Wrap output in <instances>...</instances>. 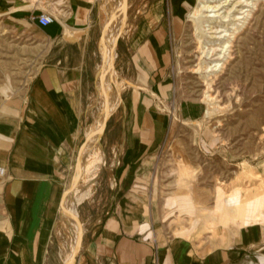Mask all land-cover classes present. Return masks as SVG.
Segmentation results:
<instances>
[{
	"label": "crops",
	"instance_id": "obj_1",
	"mask_svg": "<svg viewBox=\"0 0 264 264\" xmlns=\"http://www.w3.org/2000/svg\"><path fill=\"white\" fill-rule=\"evenodd\" d=\"M27 2L0 0V16L20 27L29 24L47 45L18 109L0 117V264H59L55 224L67 190L71 186L66 202L78 194L82 179L80 172L72 182L95 83L99 0L16 7ZM194 2L142 0L120 38L129 86L117 94L120 103L109 120L121 128L119 139L110 134L111 145L121 147L107 167L111 195L91 225L80 264H264V222L245 223L239 211L234 231L218 241L222 245L200 246L186 230L167 238L162 230L152 169L172 118L156 108V98H174L171 47ZM43 10L54 16L52 23L37 21ZM81 152L76 174L83 167Z\"/></svg>",
	"mask_w": 264,
	"mask_h": 264
},
{
	"label": "rangeland",
	"instance_id": "obj_2",
	"mask_svg": "<svg viewBox=\"0 0 264 264\" xmlns=\"http://www.w3.org/2000/svg\"><path fill=\"white\" fill-rule=\"evenodd\" d=\"M141 1L99 0L96 25L99 53L95 83L86 107L88 116L82 125V140L74 161L72 182L81 172L79 170L76 174L86 133L88 145L81 152L83 168L87 147L94 140L95 120L103 112L106 123L95 152L96 164L89 187L90 195L76 206L78 214L74 218L81 232V242L74 253L73 264H80L91 225L100 217V210L105 208L111 195L110 187L106 184L107 167L113 162L112 158L119 152L121 145H111L110 134H115L119 139L121 128L119 123L114 125V120L109 119L120 103L116 102L117 94L129 86V74L122 72L120 38L129 29L131 16L141 10ZM201 1L197 0L196 3L195 0L189 7L179 36L172 43L170 80L175 87L174 98L171 101L156 98V108L168 112L172 124L165 144L155 155L152 169L155 176L154 191L162 208L164 234L169 238L186 230L187 235L193 237L200 246L207 242L222 245L218 241H224L225 234L234 231L231 224L239 219L238 211L247 220L245 223L251 220L264 222V0L248 1L243 5L247 14H240L243 18L236 21V26H228L231 31L227 35L223 32L231 38L230 44L233 46L225 50L224 45H216V52L207 55L203 53L208 46L207 41L216 40L218 35L211 33L208 28L200 30L198 25L205 26L210 15L211 19H216L212 25L222 22L224 28L232 18L228 21L221 17L215 18L211 16L212 13L202 12L198 22L195 12ZM213 1L216 4L225 0ZM236 1L222 3L220 11L230 10ZM38 2L47 5L49 0H28L16 7H35ZM105 3H111L106 15L103 10ZM248 12L251 14L248 15ZM106 24L114 33V54L109 69L111 88L103 104L99 93L105 84L102 42L107 35ZM29 26L23 24L20 27L15 21L0 16V117L7 115L9 112L6 111L11 107L18 109L47 48L41 36ZM231 32L233 35L229 36ZM107 46L108 42L106 51ZM224 51L228 57L224 65L226 68L218 66L213 71L203 68L208 62L216 65L218 59L223 63L225 56L222 58L219 54ZM211 78L214 79L211 93L216 96V103L221 107L216 115L208 114L209 108L205 101ZM186 106L190 107L188 112ZM81 186L82 179L79 188ZM172 193L175 194L170 195ZM75 197L68 200L66 205ZM218 199H221V205ZM251 212H256L255 218L250 217ZM62 214L61 207L55 231L60 241L59 264H66L70 237L61 223ZM71 223L72 231L78 238L77 246L79 231L75 223Z\"/></svg>",
	"mask_w": 264,
	"mask_h": 264
},
{
	"label": "bare ground",
	"instance_id": "obj_3",
	"mask_svg": "<svg viewBox=\"0 0 264 264\" xmlns=\"http://www.w3.org/2000/svg\"><path fill=\"white\" fill-rule=\"evenodd\" d=\"M231 1L232 0H225L224 2L221 1V2H217L216 4H214L213 0H202L199 8L196 10L195 14L197 16L198 22H199V20H201V15H202L201 13L202 12L212 13L213 15H211V16H214L215 18L221 17V19L223 18V20L227 19L229 21V18L233 19V20L231 19L233 22L231 20H230V22L227 21L228 23L224 26V28H222V26H223L222 22H217L216 25H214V24L212 25L211 23L213 21H215L216 19H214L213 17L211 19L210 15H208L209 19L205 21V23L207 22V24L205 26L204 25L199 26L200 24L198 25V28L200 30H204V29L206 30V28H208V30L212 31L211 33L215 34L216 36L218 35L216 37V40L213 41L212 39L211 40L209 39L207 41L206 45H208V46H206L205 49L203 50L204 55H207V54L212 53V52L213 53L216 52V50H217V48H215L216 45H219V46H221V44H222V46L224 45L223 48L225 50H228V48L233 46L230 44V43H232L231 38L226 37L227 33L231 31L230 27H228V26L229 25H235L236 26V21L242 17V16H240V14L247 12V11L243 10V5H245L246 3H249L248 1H250V0H237L230 10L225 11V12H221L220 10L222 8V3H228V2L230 3ZM110 4L111 3H108V4L105 3V5L103 6L104 15L107 14ZM245 14H247V13H245ZM249 14H251V13L248 12V15ZM105 21H107V19ZM108 23L109 22H107V24ZM107 24H106L107 35H106V38H104V40L102 42L103 57H104V59H103V64H104L103 80L105 81V84L103 85V87H101L100 93H99L100 96H102L103 104L105 103V100L107 99L108 93H109L110 88H111V81L109 80V77H110L109 76V69H110V65H111L110 62H111L112 56L114 54V48H113L114 33L112 32V30L109 28V26ZM223 32H225L226 35H224L225 33L223 34ZM231 35H233V32H231L229 36H231ZM224 36H225V38H223ZM106 42H108V46H107L108 50L107 51L105 48ZM215 43H217V44H215ZM216 55H218V53ZM230 55L231 54L229 52L228 56H230ZM219 56L222 58L225 56L223 63L221 62V59H218V63L216 65H214V66L210 65V62H208L206 67H203V68H206L207 71H209V69H211V71H213L214 67H218V66H220V68H226V66H224V65L226 62H228V57H226L225 51L223 53L219 54ZM222 66H224V67H222ZM213 74L214 73L212 72L211 75H213ZM209 75L210 74H207V76H209ZM211 79H212L211 80L212 82L210 81L208 83V87L206 89L207 96L205 98V101L207 102L208 108H209L208 114L209 115H216L219 113V110L221 109V107H220V105H218L216 103V101H217L216 96L213 93H211V91L213 90L212 89L213 88L212 83L214 80L213 78H211ZM104 123H106V122H105V114L103 112L95 120L94 140L91 142V145L89 147H87V150L85 153L86 162H85L84 168L82 167V169H81L82 186L79 188V190H78L79 192L76 195L75 199H73L70 203H68V205H66V200L72 192L71 191L72 188L70 186V188L66 192L67 194L65 195V197L62 201L63 214L61 217V219H62L61 223L63 224V227L68 231L69 237H70V241H69L70 249L66 253L67 254L66 264H73L74 255H75L74 253L76 252V250L79 247L80 242H81V232L79 231V228L77 226V224H78V223H76L77 220L74 218L78 214L76 206L83 199H85L86 197H88L90 195L89 187L92 184V180H93L92 172H93V170L95 168V164H96L95 152H96V148L99 144L98 142H99L100 136L105 130L104 129ZM71 222L75 223V225L77 226L78 231H79L80 240H79L77 246H76V242H77L78 238L76 235H74V232L72 231V228H71L72 223Z\"/></svg>",
	"mask_w": 264,
	"mask_h": 264
},
{
	"label": "built area",
	"instance_id": "obj_4",
	"mask_svg": "<svg viewBox=\"0 0 264 264\" xmlns=\"http://www.w3.org/2000/svg\"><path fill=\"white\" fill-rule=\"evenodd\" d=\"M37 21L41 24V25H47L52 23V21H54V16L46 11H41L37 14ZM5 170L2 166H0V175L4 174Z\"/></svg>",
	"mask_w": 264,
	"mask_h": 264
}]
</instances>
